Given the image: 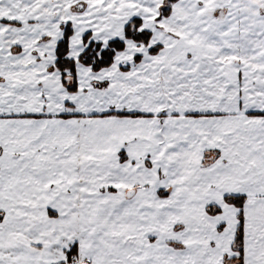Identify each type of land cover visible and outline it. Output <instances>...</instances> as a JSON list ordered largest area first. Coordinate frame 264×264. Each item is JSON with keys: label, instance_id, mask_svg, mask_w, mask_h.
I'll return each instance as SVG.
<instances>
[{"label": "snow or ice", "instance_id": "1", "mask_svg": "<svg viewBox=\"0 0 264 264\" xmlns=\"http://www.w3.org/2000/svg\"><path fill=\"white\" fill-rule=\"evenodd\" d=\"M0 264H264V0H0Z\"/></svg>", "mask_w": 264, "mask_h": 264}]
</instances>
